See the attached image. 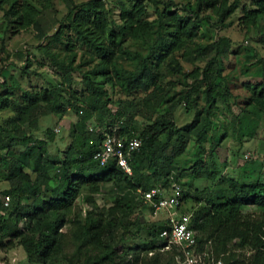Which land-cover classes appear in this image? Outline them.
I'll use <instances>...</instances> for the list:
<instances>
[{"label": "trees", "instance_id": "16d2710c", "mask_svg": "<svg viewBox=\"0 0 264 264\" xmlns=\"http://www.w3.org/2000/svg\"><path fill=\"white\" fill-rule=\"evenodd\" d=\"M69 1L71 4L74 3L73 0ZM137 1L140 5L136 11L123 10L124 25L117 31L103 19L95 0L78 6L73 4L72 9L78 11H74L73 16H70L66 23L56 21L52 11L47 8L48 4L39 11L41 14L34 19L35 26L39 38L47 42L46 53L52 58L56 56L49 47L56 43L64 44L66 33L64 29L67 28L68 33L74 31L81 43L90 48L91 62L94 59L97 64L84 74L89 90L84 99L85 104L78 105L77 100L71 99V94L68 96L58 87L45 89L41 95H30L31 105H26L24 108L19 106L17 117L6 123V127L3 128L5 140L10 145L27 149V158L37 161L42 171L33 180L28 171L20 168L22 161L19 157L12 155L11 158L7 156L3 158L1 166L5 165L9 169L11 181L10 189L4 194L11 197V204L8 208H3L1 198L0 210H12L15 200L16 206L13 212L0 215V220H3L10 236L19 239V244L27 253L29 262L33 264H50L54 258L62 255L63 242L68 234L83 245H92L93 248L101 251L99 259L89 264H176V250L168 252L157 250L158 233L164 226L161 223H149L143 215L131 219V214L139 209L151 213V208L142 202L137 192L138 188L150 190L153 187H161L169 190L173 183H177L183 188L182 207L187 208V202L191 198L197 203H202L204 197L206 198L205 207L195 209L192 217V225L198 232V241L201 245L212 241L217 256L228 254L224 257L225 264H264V180L259 179L246 184L231 177H222L214 157L210 156L209 165H205L201 153H198L196 167L201 165L202 169H197L192 177L195 180H209L215 184L216 194L212 189H208L205 196H192L189 190L185 189L182 179L184 173L176 164V158L185 148L183 132L190 133L201 147L212 121V112L219 110L221 115H225L219 104H223L225 106L223 108H226L230 115L233 113L235 99L229 87L230 80L222 73L223 59L227 58L229 53L230 41L222 38L207 45H199L194 41L199 23L202 21V6L213 8L223 0H198L197 8L191 10L192 16L189 17L173 10L174 3L166 4V11L157 10V19L142 22L146 29H141L143 27L141 24L138 28H134V22L138 23L139 17L145 11L143 3L140 2L142 0ZM2 3L3 0H0V10H3ZM14 3L19 5V0H15ZM256 3L257 8L248 12L252 17V24L256 22L258 14H264V0H257ZM158 4L161 3H154L156 6ZM14 7L12 14L17 16L20 11L14 10ZM237 7L236 3L229 7L227 13L234 12ZM92 16L94 31H89L85 25ZM58 24L57 31L51 34ZM129 35L143 40L146 48L129 56V63L125 65L120 62L119 58L122 57L115 54L118 50L121 54H125L121 45ZM260 40L264 42V33ZM180 53L182 54L179 55ZM74 56L75 54L69 60L57 63L58 66L73 72L75 69L72 57ZM178 56L190 63L205 60L206 65L201 74V70L197 68L187 75L183 72ZM252 56H256L255 51ZM82 66L76 67L80 71ZM249 69L247 68L246 71ZM168 72L180 75L184 85L188 84V77L196 78L193 89L181 98L188 108L196 107L198 95L201 94V87L198 85H205L202 98L206 104L197 114L194 123L181 129L164 116L156 119L143 130H139L132 121L129 105L118 101L117 111H112L109 107V103L113 100L104 88V83L110 84L114 93L117 92L116 89L120 93L125 91L127 94L147 92L151 89L159 93L162 91L161 81ZM260 75L264 79V70ZM96 78L102 79L104 83H99ZM252 97L253 99L250 98L245 104L246 111L233 117V126L238 128L236 132L238 141H243L244 138L255 133L252 130L251 135V132L247 131L245 122L251 113L257 112L258 115H262L264 84L252 85ZM252 100L255 101L254 104ZM37 104L43 108L61 111H65L67 107L78 106L81 123L74 127V141L63 160L52 159L46 155L47 141H39L33 146L36 144L35 135L31 134V131L38 127V119L34 117L29 124H25L22 119L28 120ZM202 114L206 115L203 120ZM90 125L95 131H90ZM116 127H120L121 133H129L130 130L133 132L131 135L138 133L143 140L140 151L132 158V176L124 174L115 163L102 166L93 158L99 150L106 130ZM174 134H177L178 138L171 140ZM49 136L53 137L54 133L49 131ZM163 137L167 138L166 143L163 142ZM226 138L225 136L224 139ZM170 145L172 153L168 154ZM56 164H59L60 183L52 188L48 186V172ZM105 187H112L111 190L117 193L108 214L104 217V213L96 215L89 212L88 216L83 217L82 212L76 208L77 199L84 193L90 197L100 194ZM47 194H50L49 197H46ZM23 198L30 200L28 205L20 204ZM245 206L255 207L261 215L244 216ZM19 220H26V231H19L17 226ZM68 223L71 226L69 233H62L61 228ZM142 227L150 231V239L142 246H129V240L139 237ZM120 228L123 229L122 238L114 242V233ZM107 236H111V239H105ZM231 244L236 248L249 247L252 249V254L243 259L231 252ZM11 245L13 241L4 243L0 239V246L8 248ZM137 250L144 251L145 256L142 258L139 253L134 258L132 252ZM150 252L154 254L150 255ZM64 259V264H76L68 258Z\"/></svg>", "mask_w": 264, "mask_h": 264}, {"label": "rangeland", "instance_id": "374dc122", "mask_svg": "<svg viewBox=\"0 0 264 264\" xmlns=\"http://www.w3.org/2000/svg\"><path fill=\"white\" fill-rule=\"evenodd\" d=\"M15 0H3V10H0V166L3 164V158H11L12 155L19 157L22 161L20 168L28 171L31 178L35 180L41 173V165L37 161L27 158V149L20 146L10 145L5 140L3 128L6 127L9 120L14 119L18 115L19 106L24 108L31 105L30 95H41L45 89H53L58 87L68 94L71 99L76 101L78 105L85 104V97L89 90L84 80V74L92 69L97 61L91 56V50L85 44L81 43L78 35L73 31L67 32L65 28L64 44L56 43L49 47L51 52L56 53L52 58L46 53V41L39 38L38 31L35 26L37 16L48 4L56 18V21L66 23L73 12L78 9H72L74 5H83L92 0H73V4L69 0H19V5L14 3ZM257 0H223L222 3L213 8H205L202 6L199 30L195 37V43L199 45L213 44L222 38L230 41L229 53L224 58L223 75L229 78V87L234 95L235 104H233L232 112L227 111L223 104H219L221 109L225 111V115H221L219 110L212 112V121L208 131L205 133V141L203 146H199L193 136L188 132H183L185 148L182 154L176 158L177 168L181 169L183 174V183L185 189L189 190L193 195H204L208 189H212L214 194L216 191L215 184L209 180H195L192 174L201 168L197 164L198 153H201L202 159L209 165L210 156L216 160L222 177H231L242 183H252L259 179L264 180V111L261 114L251 113L247 118L245 125L247 131L255 132L253 136L244 138L243 141L237 140L238 128H234L233 120L235 115H239L246 111L245 104L252 97V85H263L264 79L262 74L264 70V42L261 37L264 33V14H258V18L252 24V17L248 15L249 11L257 8ZM144 13L139 17V22H134V28H138L139 24L143 25L141 29H146L142 24L144 20L154 21L158 18L157 10L166 11V4L174 3L173 10L180 11L181 15L192 16L191 10L197 8L198 0H142ZM161 3L158 6L154 3ZM238 5L232 13H227L229 7L234 4ZM98 4V10L103 19L107 21L112 28L119 30L123 25V10L131 9L136 11L140 5L137 0H95ZM15 5V7H14ZM25 5V7H24ZM14 10L19 9L20 13L16 16L12 14ZM135 13V12H134ZM24 15V16H23ZM138 16V15H137ZM94 17L85 25L89 31H94ZM137 21V20H136ZM59 24L52 30L51 34L57 31ZM105 41V39H104ZM66 43V44H65ZM125 54L121 51L115 54L122 58L120 62L127 65L129 56L135 52L142 51L146 48L143 40L135 39L129 35L121 45ZM256 52L253 57L252 53ZM75 54L73 60L74 71H68L58 66L57 63L63 60H69ZM180 53L179 55H181ZM255 54V53H254ZM181 60L183 72L189 75L197 68L200 74L206 65L205 60H198L196 63H190L178 56ZM89 62V64H87ZM62 63H60L61 65ZM83 65L82 70H78L76 66ZM247 68H250L248 71ZM258 71V74L256 72ZM198 77V76H197ZM200 79L202 76L200 75ZM196 78L187 79V85L183 84V78L177 74L167 73L161 81L162 91L156 92L151 89L147 92H135L127 94L125 91L120 93L117 90L113 92L110 84L104 83L100 78H96L99 83H104V88L110 93L112 100L109 107L112 111H117L119 102L131 107L130 115L132 121L139 130H143L148 125L155 122L156 119L166 117L172 121L177 128H185L187 125L195 122L197 114L202 111L206 102L202 98V92L205 89L204 84H199L201 94L198 95L195 108H188L182 96L193 89ZM254 95V94H253ZM197 97V94L196 96ZM255 97V96H254ZM62 100H60L61 102ZM38 102V101H37ZM253 104L255 103L252 100ZM38 105V104H37ZM35 105L36 109L32 110L25 124H29L34 117L38 119L37 128L31 131L35 135V143L39 141H47L46 155L52 159L63 160L68 154L74 141V127L81 123V115L78 112V106L67 107L65 111L50 110L43 108L41 105ZM253 107V106H252ZM259 107V106H258ZM252 110V108H251ZM250 110V111H251ZM258 111V110H257ZM206 115L202 114L201 119H205ZM246 119V118H245ZM233 121V122H232ZM92 125L89 126V129ZM88 129V127H87ZM49 131L54 133L53 137L49 136ZM77 133V130H75ZM227 137L224 139V137ZM171 140L178 138L177 134L171 137ZM163 142H167V138L163 137ZM215 144V146H213ZM172 153L171 145L167 151ZM43 162L45 159L42 160ZM176 166V165H175ZM202 169V168H201ZM9 169L5 165L0 168V199L6 194L5 191L10 189L11 181L9 180ZM48 186L56 187L60 183L59 164L52 166L48 172ZM112 187H105L104 190L92 197L84 193L76 201V208L82 212V216H88L89 212L96 215L104 213V217L108 214L109 208L117 196ZM47 194L46 197H49ZM204 197L202 203H197L195 199L187 202V208L182 207L181 211L186 213H194L195 209H201L206 205ZM28 198L21 200L22 205L29 204ZM16 200L13 202L12 210H0V215L13 212L16 206ZM243 214L246 217L252 215L260 216V212L255 207H243ZM143 215L149 223H161L167 217V212L162 210L159 216L155 218L145 209H139L131 214V219L138 218ZM19 231H26V220H19ZM3 227V228H2ZM70 224H66L61 228L62 233H69ZM0 239L7 243L13 241L10 247L0 246V264H33L28 260V255L19 239L12 238L9 230L4 226L3 220H0ZM139 237L129 240L128 245L135 247L143 245L150 239V231L146 227H142ZM15 229V227L13 228ZM12 232V231H11ZM110 235V234H109ZM123 229H117L114 233V242L122 238ZM107 236L105 239H111ZM63 254L54 258L50 264H64L65 259L74 261L76 264H89L94 260H98L101 251L92 247V245H83L79 240L68 234L63 242ZM232 253L237 254L241 258H248L252 254V249L236 248L230 245ZM140 253V257L145 256V252L137 250L132 252L135 256ZM228 255V254H226Z\"/></svg>", "mask_w": 264, "mask_h": 264}, {"label": "built area", "instance_id": "2783aa9c", "mask_svg": "<svg viewBox=\"0 0 264 264\" xmlns=\"http://www.w3.org/2000/svg\"><path fill=\"white\" fill-rule=\"evenodd\" d=\"M90 131H95L94 127ZM121 133L120 127L106 130L99 150L93 158L102 166L115 163L117 168L128 176L133 175L132 158L140 151L143 140L138 133ZM142 202L151 208L155 218L162 210L167 212V217L162 219L164 228L158 233L157 250L168 252L176 250V264H225L226 254L217 256L214 244L208 241L201 245L198 241V232L192 225L193 213L181 211L183 188L173 183L169 190L153 187L150 190L138 188ZM11 197H2V207L8 208ZM154 252H150L153 255Z\"/></svg>", "mask_w": 264, "mask_h": 264}]
</instances>
